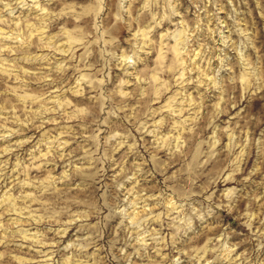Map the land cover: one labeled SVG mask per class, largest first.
<instances>
[{
	"label": "clouds",
	"instance_id": "obj_1",
	"mask_svg": "<svg viewBox=\"0 0 264 264\" xmlns=\"http://www.w3.org/2000/svg\"><path fill=\"white\" fill-rule=\"evenodd\" d=\"M0 264H264V0H0Z\"/></svg>",
	"mask_w": 264,
	"mask_h": 264
}]
</instances>
